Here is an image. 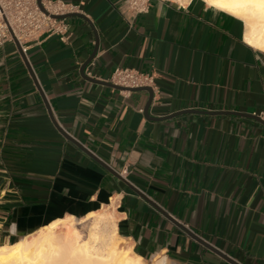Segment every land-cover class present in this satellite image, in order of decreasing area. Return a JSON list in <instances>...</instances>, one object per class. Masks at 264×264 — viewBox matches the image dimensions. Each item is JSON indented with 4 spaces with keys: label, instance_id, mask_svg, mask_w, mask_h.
I'll return each instance as SVG.
<instances>
[{
    "label": "crops",
    "instance_id": "crops-1",
    "mask_svg": "<svg viewBox=\"0 0 264 264\" xmlns=\"http://www.w3.org/2000/svg\"><path fill=\"white\" fill-rule=\"evenodd\" d=\"M62 1L94 27L66 18L68 38L28 41L27 61L14 41L0 46V239L108 209L149 264H233L175 220L240 264H264V47L245 40V21L205 0L138 13L127 0ZM97 41L85 74L153 73L151 116L260 118L148 117L147 91L82 76Z\"/></svg>",
    "mask_w": 264,
    "mask_h": 264
},
{
    "label": "bare ground",
    "instance_id": "bare-ground-1",
    "mask_svg": "<svg viewBox=\"0 0 264 264\" xmlns=\"http://www.w3.org/2000/svg\"><path fill=\"white\" fill-rule=\"evenodd\" d=\"M219 4L222 6L211 5L245 21L244 37L248 43L264 47L262 0H219ZM85 217L91 226L83 237L79 225ZM125 243L126 239L118 232L115 214L102 209L87 213L84 219L57 218L37 232L0 243V264H147L132 245L124 246Z\"/></svg>",
    "mask_w": 264,
    "mask_h": 264
},
{
    "label": "built area",
    "instance_id": "built-area-1",
    "mask_svg": "<svg viewBox=\"0 0 264 264\" xmlns=\"http://www.w3.org/2000/svg\"><path fill=\"white\" fill-rule=\"evenodd\" d=\"M151 0H127L128 9L138 13L145 11ZM41 9L38 0H0V46L16 37L24 52L26 43L40 35L56 34L61 39L68 38L66 18H54L51 14H65L78 11V5L62 0H42ZM108 81L124 87H156L153 73L142 72L134 68L116 67Z\"/></svg>",
    "mask_w": 264,
    "mask_h": 264
},
{
    "label": "water",
    "instance_id": "water-1",
    "mask_svg": "<svg viewBox=\"0 0 264 264\" xmlns=\"http://www.w3.org/2000/svg\"><path fill=\"white\" fill-rule=\"evenodd\" d=\"M38 3L41 7L42 10L48 12L43 4H42V0H38ZM74 15H80L82 17H84L85 19H87L89 21V23H91V25L94 27V24L83 14V13H80V12H70V13H65V14H51L52 17L54 18H68L70 16H74ZM97 35V34H96ZM15 40V43L16 45L18 46V49L19 51L23 54L24 53V50H23V47L20 43V41L15 37L14 38ZM97 40H98V37H97ZM98 50V41H97V44H96V47H95V50L93 51L92 55L83 63L82 67H81V74L84 78L86 79H89L91 81H94V82H99V83H104L106 85H109V86H112V87H116L118 89H127V90H145L149 93V100L146 104V107L144 109V112L146 113V115L148 117H151L153 119H166V118H169V117H173V116H176L178 114H181V113H185V112H196V113H206V114H212V113H233V114H242V115H248V116H253L255 118H260L258 117V115H255V114H249V113H239V112H236V111H208V110H200V109H186V110H183V111H178V112H175V113H172L168 116H162V117H155V116H151L149 115V108L152 104V101H153V98H154V89L151 87V86H140V87H131V88H128V87H124V86H121V85H117V84H114L110 81H104V80H99V79H96V78H92V77H88L86 74H85V68L86 66L88 65V63L92 60V58L95 56L96 52ZM23 57L24 59L27 61V57H26V54L24 53L23 54ZM28 65V64H27ZM39 87V85H38ZM48 105V104H47ZM49 107V106H48ZM51 115V114H50ZM261 122L264 124V121L261 120ZM57 125V124H56ZM57 127L60 129V131L68 138L70 139L71 141H73L74 143H76V145H78L79 147H81L84 151H86L87 153H89L90 155H92L96 160H98L99 162H101L102 164H104L111 172H113L115 175H117L118 177H120L119 173L113 169L112 167H110L109 165H107L104 161L100 160L96 155H94V153H92L91 151H89L86 147H84V145H82L79 141H77L72 135H70L69 133H67L63 128L59 127L57 125ZM135 189V188H134ZM165 214L167 216H170L168 215L167 212H165ZM173 219V217H171ZM175 220V219H173ZM175 222H177L183 229H185V231H187L190 235H192L194 238H196L197 240H199L200 242H202L203 244H205L206 246H208L209 248L215 250L217 253H219L220 255H222L223 257H225L226 259H228L230 262H232L233 264H240L236 261H234L233 259H231L230 257H228L227 255L221 253L220 251H218L217 249H215L214 247H212V245H210L209 243H207L205 240H203L201 237H199L198 235H196V233L192 232L190 229H188L187 227H185L184 224L178 222L175 220Z\"/></svg>",
    "mask_w": 264,
    "mask_h": 264
},
{
    "label": "rangeland",
    "instance_id": "rangeland-1",
    "mask_svg": "<svg viewBox=\"0 0 264 264\" xmlns=\"http://www.w3.org/2000/svg\"><path fill=\"white\" fill-rule=\"evenodd\" d=\"M75 220H79V219H81V218H83L84 219V216H82V217H73ZM90 226H91V222H90V220L88 219V218H86L85 217V221L83 222V223H80V225H79V229L81 230V233L83 234V237H85L86 235H87V231L89 230V228H90ZM33 232H37V230L36 231H33ZM32 233V232H31ZM31 233H28V234H31ZM24 235L22 234V235H19V236H16V237H14V238H12L11 239V241H16V240H18V239H20V238H22ZM6 240H3V239H0V243H3V242H5ZM8 241V240H7ZM124 246H126L127 244L125 243V244H123ZM147 264H149V263H147Z\"/></svg>",
    "mask_w": 264,
    "mask_h": 264
},
{
    "label": "snow or ice",
    "instance_id": "snow-or-ice-1",
    "mask_svg": "<svg viewBox=\"0 0 264 264\" xmlns=\"http://www.w3.org/2000/svg\"><path fill=\"white\" fill-rule=\"evenodd\" d=\"M210 4H216L217 6H222L219 4V0H208ZM262 3H264V0H262Z\"/></svg>",
    "mask_w": 264,
    "mask_h": 264
}]
</instances>
